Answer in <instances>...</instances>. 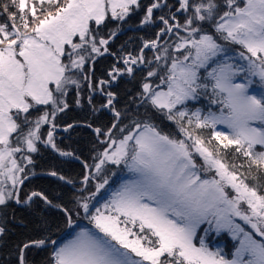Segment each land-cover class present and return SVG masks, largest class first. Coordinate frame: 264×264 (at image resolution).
Wrapping results in <instances>:
<instances>
[{
	"label": "snow or ice",
	"instance_id": "1",
	"mask_svg": "<svg viewBox=\"0 0 264 264\" xmlns=\"http://www.w3.org/2000/svg\"><path fill=\"white\" fill-rule=\"evenodd\" d=\"M11 8L0 9L7 15L0 23V206L39 200L78 228L63 243L50 233L23 243L19 264L33 248L51 249L47 264H264V185L257 186L264 177V0H11ZM141 11L140 27L162 25L155 38L143 39L136 55L117 56L105 78L94 81V68L85 66L116 55L110 44L118 32L102 34L109 13L126 23ZM140 66L147 68L137 93L143 118L130 115L135 98L118 110L112 90ZM82 80L89 104L96 91L106 97L101 107L113 113V123L93 129L104 147L95 163L83 164L75 207L42 191L21 200L38 145L79 159L54 134L73 87L80 105ZM201 96L217 111L189 110L187 102ZM156 114L172 121L177 134L153 123ZM109 166L129 175L96 206L92 201L114 174ZM81 216L88 226L77 223ZM5 231L0 226V237ZM213 234L231 238L230 255L210 247Z\"/></svg>",
	"mask_w": 264,
	"mask_h": 264
},
{
	"label": "trees",
	"instance_id": "2",
	"mask_svg": "<svg viewBox=\"0 0 264 264\" xmlns=\"http://www.w3.org/2000/svg\"><path fill=\"white\" fill-rule=\"evenodd\" d=\"M29 2H31V0H29ZM144 2H147V0H144ZM4 5H9L10 10H16L11 8V0H0V9H2ZM142 15V11L132 15L126 23L133 24L137 29L128 30L123 33H119V31L122 29V26L124 28L126 23L111 20L109 16V20L106 22L107 27L105 28L102 26V34L111 29H116L118 35L110 44V52L116 55L105 54L102 57H98L93 65L85 66L86 70L89 67L94 68V81L105 78L106 72L116 62L117 56L120 55L121 51L118 49L121 48V46L124 48L128 47L131 40L132 43L138 44L140 43V41H138L140 38H155L156 32L162 25L156 24L147 28L140 27L139 21ZM177 16L179 18L180 14L178 13ZM6 21L7 15H0V23H5ZM118 24L119 27H117ZM134 36L137 37L135 38ZM165 39L168 38L166 37ZM236 47L237 50H239V46ZM151 54L153 55L152 52L148 51V55ZM146 72L147 68L140 66L134 78L125 76L121 78L117 84L112 86V90L118 94V103L116 104L118 110L122 111L124 108L128 109L130 101L135 98L137 104L131 105L130 115H138L143 118V116L147 114L145 112V106H139V97L137 95ZM87 83V81H81L82 88L79 94L81 101L80 105L77 106L75 103L77 99V90L73 87L69 91L67 97L69 109L59 114L56 119V130H58V128L64 129L67 124L70 123L74 124L75 127L68 131H56L54 134L55 141L61 149L73 152L74 156L79 157L82 161L72 157H61L56 151H53L49 147L38 145L40 151L32 154L33 164L26 165L25 170L28 173L40 174H36L34 177L25 181L22 186L23 192L21 194L23 195V199L32 191H42L48 195L50 199H53L54 203H62L69 208L75 207L74 201L80 195L78 188L70 184H65L64 181H60L48 173L56 171L59 175H63L74 182L83 177L85 172L83 164L95 163L93 157L97 156L103 150L104 146L97 139L93 129L100 127L106 130V128L113 123V113L101 107V105L105 103L106 97L99 91L92 94V103L89 104L88 97L90 95V89ZM198 103L202 105L205 111H217L218 106L210 104L207 97L201 96L200 102ZM93 108H95L96 111H93ZM125 122L127 123V121ZM153 123L162 129L163 132L174 135L176 125L172 121L156 114L153 118ZM88 124H91L92 128L87 127ZM203 135L208 136L209 130H204ZM100 139L104 138L101 137ZM17 155L19 156L20 154ZM239 162L238 160L237 163ZM109 167L111 168V172L116 171L115 168L113 169V166ZM240 171L247 172V168H242ZM252 174L256 175L255 169H253ZM126 176H128L127 170L120 167L115 181L109 183L107 186L108 188L106 187L105 190H101L92 203L96 206H100L102 201L109 198L111 191L118 187ZM249 182L251 183V181ZM260 185H264V177L260 178V182L257 186L260 187ZM260 191L264 194V187H260ZM44 207L48 210H45ZM0 209H2L0 210V226L4 227L6 230L3 237H0V264H19L20 246H22L23 243L31 239H38L42 234L49 233L51 237L55 239L66 227L63 214L55 208H48L39 200L31 206L23 203L17 204L13 200L9 201L7 206H0ZM44 220L47 221V225L42 223ZM45 228L47 229L46 232L44 231ZM77 229L78 228H71L61 239L74 235ZM224 236L227 245L230 247L231 238L228 235ZM34 249V251L32 249L26 250V264H47L50 255L49 250L51 252V249Z\"/></svg>",
	"mask_w": 264,
	"mask_h": 264
},
{
	"label": "rangeland",
	"instance_id": "3",
	"mask_svg": "<svg viewBox=\"0 0 264 264\" xmlns=\"http://www.w3.org/2000/svg\"><path fill=\"white\" fill-rule=\"evenodd\" d=\"M109 16H110V13H109ZM135 29H137L135 26H133V24H131V23H126L125 25H124V28H123V26H122V29L119 31L120 33H123V32H126V31H128V30H135ZM135 38L137 37V36H134ZM133 37V38H134ZM172 39H174V37L172 38ZM142 38H140V39H138V41H140V43H138V44H136V43H132V40H131V42H130V45L128 46V47H126V48H124L123 46H121V48H119L118 50L119 51H121V53H120V55L119 56H121V55H124V53L125 54H127V53H132L133 55H136V54H138L139 53V50H140V48H141V46H142ZM123 49H125V50H123ZM127 49V50H126ZM111 51V50H110ZM145 54H146V58H149V59H152V54L151 55H148V51L147 50H145ZM234 59H237V57H233ZM159 81H157V83H158ZM255 87H257V90H258V85H256ZM198 102H200V99L199 100H197V101H189V102H187V107H188V109L189 110H196V109H201L203 112H207V111H205L204 110V108L202 107V105H200ZM106 109V108H105ZM127 108H124L123 110H122V112L123 111H125ZM106 110H108V109H106ZM109 111V110H108ZM218 127V129H220V130H225L224 129V126L223 125H218L217 126ZM64 130L63 128H58V131H60V130ZM177 134V128H175V130H174V135H176ZM51 149V148H50ZM257 150L259 151L260 149H259V147L257 148ZM54 151V150H53ZM76 160H81L82 161V159H76ZM115 168V172L113 171L112 173H114L113 175H111V178H110V183L111 182H114L115 181V179H116V176H117V174H118V172L120 171V167H115V166H113V169ZM27 173V175L29 176L30 175V173H28V172H26ZM21 175H23V174H21ZM128 175H129V173H128ZM35 175H32L31 177H28V178H32V177H34ZM83 178V177H82ZM82 178H79L78 180H76V181H74V185H72L73 187H77L78 188V190L80 191V189H81V187H82V184H81V181H82ZM128 178V176L126 177V179ZM125 180V179H124ZM95 183V182H94ZM9 187H10V183H9ZM75 187V188H76ZM107 187V186H106ZM110 187H111V185H110ZM23 187L21 186V191H20V195L22 194V192H23V189H22ZM108 188V187H107ZM94 191H95V188L93 189ZM84 195H88V193L87 192H85L84 193ZM21 197V200H23V195H21L20 196ZM106 200V199H105ZM104 201H102V203H103ZM101 203V204H102ZM45 208V207H44ZM45 210H48V209H46L45 208ZM76 220H77V223L81 226V227H84V226H88V223H87V220H85V219H83L82 218V216L81 217H76L75 218ZM71 228L70 227H68L67 225H66V227H65V229H64V231L62 232V233H60V235L58 236V238H60L61 236H63V235H65L69 230H70ZM77 231H78V229H77ZM224 235H227V234H221V235H219V236H216L215 234H213V236H212V238H211V242H210V247L211 248H213V250H215L216 248H222L223 250H224V252L225 253H229V255H230V253H231V251H232V249H233V241H231V244H230V247H229V245H227V242H226V240H225V236ZM73 236V235H72ZM72 236H69V237H67V238H65V239H63V242H65L66 240H69V239H71L72 238ZM224 236V237H223ZM63 242H61V243H63ZM232 245V246H231ZM33 251L35 250L34 248L32 249ZM47 250H49V248L47 249ZM49 254H50V250H49ZM50 256V255H49Z\"/></svg>",
	"mask_w": 264,
	"mask_h": 264
},
{
	"label": "bare ground",
	"instance_id": "4",
	"mask_svg": "<svg viewBox=\"0 0 264 264\" xmlns=\"http://www.w3.org/2000/svg\"><path fill=\"white\" fill-rule=\"evenodd\" d=\"M119 33H120V32H119ZM36 174H40V173H30V175H36ZM30 175H29V176L27 175V176H28V177H31ZM27 179H29V178H27ZM27 179H26V180H27ZM26 180H25V181H26ZM61 238H62V236H61L60 238L57 237V238H55V239L57 240L58 243H61V242H63V239H61Z\"/></svg>",
	"mask_w": 264,
	"mask_h": 264
},
{
	"label": "water",
	"instance_id": "5",
	"mask_svg": "<svg viewBox=\"0 0 264 264\" xmlns=\"http://www.w3.org/2000/svg\"><path fill=\"white\" fill-rule=\"evenodd\" d=\"M60 130V129H59ZM56 131H58V130H56ZM30 176H32V175H30Z\"/></svg>",
	"mask_w": 264,
	"mask_h": 264
}]
</instances>
